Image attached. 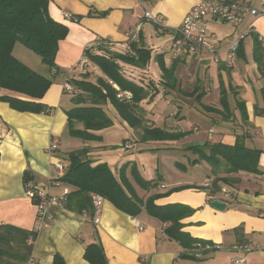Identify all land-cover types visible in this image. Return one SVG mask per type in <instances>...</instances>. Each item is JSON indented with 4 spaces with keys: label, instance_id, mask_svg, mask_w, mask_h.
Listing matches in <instances>:
<instances>
[{
    "label": "crops",
    "instance_id": "obj_1",
    "mask_svg": "<svg viewBox=\"0 0 264 264\" xmlns=\"http://www.w3.org/2000/svg\"><path fill=\"white\" fill-rule=\"evenodd\" d=\"M201 1L204 0H142L141 3L138 0L49 1L47 6L49 17L68 28V34L60 42L55 59L59 71L50 70L57 82L56 80L55 83L52 82L41 101L54 107L55 110L50 115L20 113L11 109L7 103L0 102V225H11L26 231H34L38 223L37 208L25 194L23 185L25 171H29L32 177L30 183L33 185L53 195L61 193V186L49 188V190L48 187L50 181L55 178L53 160L65 155L60 153L62 140L68 135L65 111L75 107L65 103L64 95L67 93L63 91V85L70 84L67 74L78 69L77 65L85 51L92 55L127 54L130 51L127 33L137 25H140L137 45L151 52V60L145 68H141L147 71L145 74L151 75V78L141 76L138 83L148 92L147 98L139 104L147 127L158 128L165 132L171 130L173 134H187L181 126L182 122L191 121V111L198 110L199 106H205L208 119L213 123H219L225 132L217 135L210 126L207 131L213 136L208 137L205 134H199L202 127L194 123L190 141L204 143V145L208 142L233 146L240 137L247 148L260 151L257 165L264 173V90L261 96L256 93L253 94V98L241 96L234 78L237 74L235 66L234 69H228L224 63V52L231 39L251 24L254 33L243 41L242 53L234 60L244 59L248 38L254 57L256 46L254 36L264 39V17L253 22L250 16H246L238 27L230 26L231 31L222 37L223 42L212 27V24L218 21L209 20L208 29L218 42V63L209 56H172L170 59L168 55L160 53L165 68H172L173 74L171 77H164L157 60V70L151 71L153 47L148 44V41H152L149 37L152 34L157 37L163 36L171 42L184 16ZM249 1L257 6L259 0L256 4L253 0ZM145 11L161 19L162 33L156 34L158 29L144 20ZM101 13L105 15L99 17ZM65 14L71 15L72 19H67ZM260 49L264 51V47ZM261 50L259 52L262 58L259 56L260 62L259 64L256 62V68L264 80V53ZM87 61L89 66L87 72L82 73L78 69L80 77L75 79L81 80L83 75H87L88 81L95 82L98 77H102V73L88 58ZM212 65L216 68H212ZM120 66L125 77L129 79H132L129 75L138 74L139 70H136L138 68L123 63H120ZM201 70L204 73L202 81L199 78ZM65 71H67L66 74ZM90 71L95 72V78L88 73ZM225 74L230 81L231 79L234 81L230 83L229 88H226L225 81L223 82ZM203 80L207 83L205 84ZM214 80L218 81L217 86H213ZM156 81L162 87L161 90H164V94L173 93L175 105H170L173 109L172 113L167 114L166 110L156 111L161 113V117L155 115L149 118L148 109L153 112L152 107L164 106L167 101L166 95H162L158 104L157 94L161 90L155 87ZM200 82H202L201 86H199ZM112 86L118 90L116 85L112 84ZM185 88L187 91L184 90ZM223 90L227 92V97H230L231 116L228 120L220 116L223 110L219 101ZM7 94L6 91L0 90V96ZM71 96L75 97V95ZM166 103L169 104V102ZM241 103L244 107V116L241 115L242 109L238 106ZM103 109L108 116L109 112L116 113L110 105L103 106ZM78 125L82 128L81 124ZM126 126H128L126 128L134 129L128 124ZM133 132L132 142L123 139L127 141L123 144L127 149H133L132 144L141 140L142 130L134 129ZM103 133V130L98 132L103 137L102 142H93L89 145L84 143L82 148L89 146V149H92L88 156L94 164L105 163L109 167L108 161L102 158L101 150L107 146L104 144V138H108ZM214 135H217L218 142L212 143L215 139ZM52 139L57 141L58 148L51 154L48 153V148ZM176 141H145L143 145L149 148L161 144L165 149L170 148ZM181 141L183 140L178 142ZM116 144H119L118 140L114 141L113 146ZM186 150L187 147H184L181 151L189 153ZM187 153L183 155L186 156ZM132 160H128L125 175H128L129 166L133 167L132 164H135V160L133 162ZM192 161L194 160L191 159V163ZM177 164L182 171L175 169L167 179L161 178L160 182L144 178L152 181L155 186L146 190L145 196L140 199L145 200L156 195L158 198L155 204L158 206L178 204L189 207L194 212L180 222L183 225L182 232L196 241L221 245L222 249L205 252L201 258H197L194 256L195 250H186L178 242L169 239L163 231L165 225L158 220L151 218L145 212L136 218L130 217L117 210L109 201L103 200L98 224H94L92 219L89 222L85 216L65 208L48 206L46 215L49 225L37 230V238L33 245V262L28 264H52L55 255L60 256L65 264H90L84 259V254L85 246L92 243L101 245L107 264H231V258L242 255L231 251L230 248L235 244L252 243L262 250L246 255V264H264V174L259 176L237 174L241 180L237 188L219 183L220 191L215 192L214 201L226 203L227 207L223 212H218L206 204L210 189L205 188V185L207 183L212 185L215 178L211 166L209 165L210 173L205 174L204 180L193 182L191 178H187L186 166L179 162ZM109 168L113 173L118 171V167L115 170L112 167ZM222 190L229 194L230 201H224L220 193ZM239 227L242 229L241 232L234 233L233 231Z\"/></svg>",
    "mask_w": 264,
    "mask_h": 264
},
{
    "label": "trees",
    "instance_id": "obj_2",
    "mask_svg": "<svg viewBox=\"0 0 264 264\" xmlns=\"http://www.w3.org/2000/svg\"><path fill=\"white\" fill-rule=\"evenodd\" d=\"M50 0H0V90L8 94L0 96V102L20 113L50 115L55 108L41 102L52 80L35 73L17 61L13 56V48L22 44L41 58L51 71L58 72L55 59L60 42L67 34L68 28L49 17L47 6ZM105 13L98 16L103 17ZM256 46L254 59L259 64L262 48L257 36H254ZM135 56L125 55H92L85 51L84 56L102 73L95 82L88 81L87 75L81 80L73 79L70 84L77 90L74 97L75 107L65 111L67 116V134L83 142H102L103 137L98 132L112 125L111 118L103 106L110 105L117 115L131 128L142 130L141 141L165 142L179 140L186 133L169 134L158 128L147 127L139 104L148 96L143 85L132 82L125 77L120 63L145 68L151 60V52L137 44H129ZM240 45L237 56L242 53ZM262 51V50H261ZM264 53V51H262ZM262 58V57H261ZM157 62L163 76L171 77L173 69H166L161 57ZM112 84L118 87L115 90ZM119 92H129L130 101L117 98ZM220 106L223 112L220 116L228 120L231 116L227 92L220 93ZM241 115L244 107L241 104ZM81 124L83 129H76L75 124ZM199 154L200 160L206 161L215 176L209 190L210 195L220 191L219 183L237 188L241 182L237 174L263 175L257 162L260 151L247 148L242 138H237L233 146L206 143L203 148L189 146ZM65 164L63 177L59 180L61 188L69 189L65 209L83 215L89 221L94 215L92 197L98 195L109 201L117 210L136 218L142 212L165 225L164 234L180 244L186 250H195L197 245H212L210 242L192 239L182 232L180 223L194 211L184 205L155 204L158 196H150L144 201L140 199L127 179L125 173L128 165H123L118 173H113L107 164H94L86 150H76L64 156L57 157ZM192 161V164L197 163ZM134 171V168L132 169ZM134 175V181L142 189L149 190L155 185L143 177ZM24 187L32 181L29 171L23 174ZM35 205L37 202L32 201ZM91 222V221H89ZM241 228L233 232L240 233ZM37 232L26 231L16 226L0 225V264H28L33 262L32 253ZM190 258L194 259L193 256ZM84 259L90 264H107L103 249L99 243L85 246ZM52 264H65L60 256L55 255Z\"/></svg>",
    "mask_w": 264,
    "mask_h": 264
},
{
    "label": "rangeland",
    "instance_id": "obj_3",
    "mask_svg": "<svg viewBox=\"0 0 264 264\" xmlns=\"http://www.w3.org/2000/svg\"><path fill=\"white\" fill-rule=\"evenodd\" d=\"M256 1L257 0H253L255 4H256ZM212 27L214 30H216V33L220 35L219 38L222 42L224 41L222 37L231 31V27L229 25L223 22H220V21L216 24H212ZM149 39H152V41H148V44H151V47H153V59L151 61V71L154 72L157 70L156 59L157 57L161 56L159 55L160 53H164L168 55L170 59L174 55L170 51V47H169L170 40L169 39L166 40L163 38V36L157 37V35H154V34H152L151 37H149ZM13 49H14L13 56L16 58L17 61L21 62L23 65L27 66L28 68L34 70L36 74L41 75L45 78H48L52 80L53 83H55L56 79L52 77L49 66L43 63L41 61V58L38 55L30 51L29 49L25 48L24 46H22V44L20 43H17ZM244 54H245L244 59L241 58L238 61L237 59L234 60V66H235V69L237 70V74L234 76V78H236L235 82L238 85V90L240 92V95L243 97L253 98V94L256 93V94H260L261 96L264 90V80L262 79V74L258 72L256 68V61L250 49L249 38L245 44ZM212 68H216V66L212 65ZM136 70H139L138 74L129 75L130 78H132L129 80H131L132 82L140 83L141 76L146 77V78L149 76L145 74L147 73V71H143L139 68ZM66 73L67 71H65V74ZM88 73H90L91 76L95 78L94 71H90ZM79 74L80 72L78 71V69L72 72H68L67 77L69 79V82L75 79L76 77L79 78L80 77ZM203 74H204L203 70H201L199 73V78L201 81L203 78ZM149 77L151 78V75ZM147 81L149 82L148 79ZM203 82H205V84L207 83L205 80H203ZM223 82L226 88H229L230 83H234L232 79L230 81L227 74L224 75ZM217 83L218 81L214 80L213 86H217ZM201 85H202V82L199 83V86ZM155 87L159 90H161L162 88L159 86V83L157 81H156ZM184 90L187 91V88H185ZM162 95H166V99H167L166 102H169V104L165 102V104L163 103L164 106L159 105L154 108L152 107L153 112H151L150 109H148L147 111H149V116H150L149 118L154 117L155 115L161 117V113H158L161 110H166L167 114H170L173 112V109L170 108L171 104L175 105L173 93L169 92L168 94H164V90L159 91V94H157L158 97L156 99L158 104L161 101L160 98ZM64 98L66 101L65 103H70L71 106L72 105L75 106L74 96H71L70 94H65ZM229 98H228V102H230ZM206 109L207 108L205 106H202V107L199 106L198 110L195 109V111H191L190 117L192 120L187 121V122H182L181 124L183 130L187 131V134H186L187 136H183L180 139L183 141L178 142L180 140H177L170 148H165V149L162 148L163 145L161 144L154 145L155 147H157L156 149L155 147L148 148V146L143 145L145 143L142 142L141 140L137 141V143L134 142L132 144L133 149L132 148L127 149V147L123 146V144L127 143V141L123 139H128L129 141L133 140V136H134L133 130L134 129L126 128L128 127L126 126L127 123L124 120H122L119 116L115 115L117 114V112L115 114L114 113L112 114L109 112L108 114H109V117L111 118L112 125L103 130L104 131L103 135H105L108 138H104V144L107 146L101 150L104 156V157L102 156V158L104 160H107L109 167L114 168V170L115 168L118 167V171L116 173L119 172V170L121 169L123 165L128 164L129 159L135 160V164L134 163L132 164L134 166L133 167H131V165L129 166L128 175L126 176L129 179V182L131 183L134 189V192L139 198H142V196H145L146 190L142 189L140 185L135 183L133 174L136 173L138 176H141L143 178L157 180V182H160L159 180H161V178L167 179L168 176H170L173 173V171H175V169H178V171H182L181 167L177 164V162L183 163L186 166L187 178H191L193 182L194 181L201 182L202 180L205 179V174L210 173L209 164L204 160H200L201 158H199L198 153L188 150L189 146L193 147V144L196 143V142L190 141L191 134H192L191 128L194 123L198 124L199 126L202 127L199 134H205L208 137L213 136L209 134L207 131V128L210 126H212L213 130H215V134L217 135L225 132L224 130L221 129V126L219 123H213L212 121L208 119V115H207L208 112ZM74 127L76 129H83V127L81 128V126H79L78 123H76ZM170 132L172 133L171 130H168V132L166 133H170ZM217 135H214L215 139L213 140L212 143L218 142L216 139L218 138L216 137ZM116 140L119 141V144H116L115 146H113L114 141ZM171 142H174V141H171ZM84 143L89 145L93 142H83L79 139H74V138H71L69 135H67L62 140L60 153L69 154L73 151L81 150ZM95 143H98V142H95ZM184 147H187L186 151H188L189 153L181 151ZM82 149L86 150L87 155H89V153L92 150V149H89V146H86ZM184 153H187L186 156H184L185 155ZM191 159L198 161L196 163L197 164L196 166L192 165ZM133 168H134V171L132 170ZM255 176H258V175H255ZM146 199L144 201H146ZM214 264H217V263H214Z\"/></svg>",
    "mask_w": 264,
    "mask_h": 264
},
{
    "label": "built area",
    "instance_id": "obj_4",
    "mask_svg": "<svg viewBox=\"0 0 264 264\" xmlns=\"http://www.w3.org/2000/svg\"><path fill=\"white\" fill-rule=\"evenodd\" d=\"M141 3L142 0H138ZM246 16H250L253 22L259 18L264 17V0H259L258 5L254 6L249 0H204L192 7L184 16L180 26L176 29L174 38L170 42V51L174 56H209L215 63L219 62V50L217 48V39L209 31L207 22L214 20L215 22H223L233 28L238 27ZM67 19H72L71 15L65 14ZM144 20L153 24L158 30L157 33H162L161 19L154 16L151 12L145 11ZM254 33L252 24L244 31L237 34L231 39L228 48L224 52V63L228 69H234L233 60L237 56L238 49L243 41ZM140 34V25L127 33V41L129 44H138ZM259 43L264 47V39L258 37ZM130 56H135L133 51H129ZM78 69L85 73L88 69L87 58L83 55L78 65ZM63 91L70 95H76L77 90L70 84L63 85ZM118 99L130 101L132 95L129 92H119ZM58 148L57 141L52 139L48 153H54ZM55 169V178L50 181L49 188L59 187V180L63 177L66 166L59 159H54L52 163ZM211 185L207 183L205 188L210 189ZM25 194L27 198L36 201L37 220L34 232H37L42 227H47L49 221L46 215L47 207L50 205L64 208L67 203V196L69 189L63 188L59 195H53L44 189H40L32 183H28L25 187ZM224 201H230L229 194L222 190L220 192ZM214 195L208 194L207 206L214 201ZM94 208V215L92 221L98 224L101 205L103 198L94 195L92 197ZM141 229V228H140ZM222 249L221 245H197L194 256L201 258L205 252H211ZM231 251L239 252L242 256L231 258V264H246L245 256L262 250L259 246L252 243L235 244L230 248Z\"/></svg>",
    "mask_w": 264,
    "mask_h": 264
},
{
    "label": "water",
    "instance_id": "obj_5",
    "mask_svg": "<svg viewBox=\"0 0 264 264\" xmlns=\"http://www.w3.org/2000/svg\"><path fill=\"white\" fill-rule=\"evenodd\" d=\"M204 147L205 145H204V143H194L193 144V147ZM209 206L212 208V209H214V210H216V211H218V212H223L225 209H226V207H227V204L226 203H223V202H219V201H212L210 204H209Z\"/></svg>",
    "mask_w": 264,
    "mask_h": 264
}]
</instances>
